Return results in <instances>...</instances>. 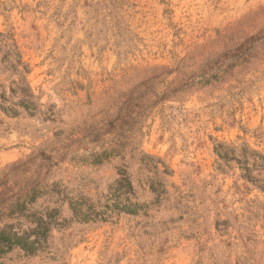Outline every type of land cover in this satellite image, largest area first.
Segmentation results:
<instances>
[{
  "label": "rangeland",
  "instance_id": "rangeland-1",
  "mask_svg": "<svg viewBox=\"0 0 264 264\" xmlns=\"http://www.w3.org/2000/svg\"><path fill=\"white\" fill-rule=\"evenodd\" d=\"M0 32V264H264V0H0Z\"/></svg>",
  "mask_w": 264,
  "mask_h": 264
},
{
  "label": "trees",
  "instance_id": "trees-1",
  "mask_svg": "<svg viewBox=\"0 0 264 264\" xmlns=\"http://www.w3.org/2000/svg\"><path fill=\"white\" fill-rule=\"evenodd\" d=\"M10 34H3L0 32V48H4L3 51L4 53L1 54L0 56V64H6L9 65L10 67L18 72V67L22 66V68H25L22 65L21 59H20V54L17 50L16 43L14 42V39L10 37ZM13 83H16L15 81H11ZM2 87V82L0 81V88ZM28 96V95H26ZM1 97V96H0ZM126 182V181H125ZM129 182L127 181V185ZM124 186V184H121V187ZM130 194V185L128 187H125L124 192H120V195H125L126 202L128 201V198L126 197L127 195ZM118 198V195L116 196ZM136 208L135 206H133Z\"/></svg>",
  "mask_w": 264,
  "mask_h": 264
}]
</instances>
